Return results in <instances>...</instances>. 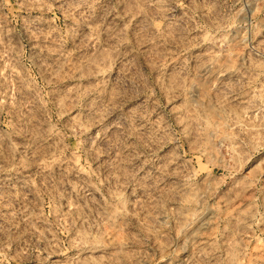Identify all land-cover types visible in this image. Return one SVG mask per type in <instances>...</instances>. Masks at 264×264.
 <instances>
[{
    "label": "rangeland",
    "instance_id": "obj_1",
    "mask_svg": "<svg viewBox=\"0 0 264 264\" xmlns=\"http://www.w3.org/2000/svg\"><path fill=\"white\" fill-rule=\"evenodd\" d=\"M0 264H264V0H0Z\"/></svg>",
    "mask_w": 264,
    "mask_h": 264
}]
</instances>
